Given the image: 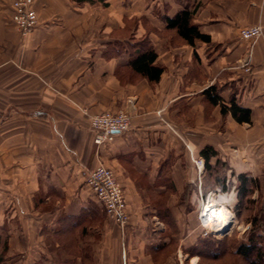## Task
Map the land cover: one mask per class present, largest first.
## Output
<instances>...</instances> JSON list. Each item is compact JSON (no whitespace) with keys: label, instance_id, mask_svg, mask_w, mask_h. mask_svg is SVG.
I'll list each match as a JSON object with an SVG mask.
<instances>
[{"label":"crops","instance_id":"1","mask_svg":"<svg viewBox=\"0 0 264 264\" xmlns=\"http://www.w3.org/2000/svg\"><path fill=\"white\" fill-rule=\"evenodd\" d=\"M11 3L0 0V264H202L152 205L177 220L185 188L201 193L206 145L264 190V0H34L27 36ZM186 6L209 40L167 27ZM255 24L263 33L241 38ZM143 38L164 67L155 82L128 64L127 42ZM212 85L250 121L223 114ZM118 108L131 127L98 152L89 115ZM100 161L125 189V231L85 184Z\"/></svg>","mask_w":264,"mask_h":264},{"label":"trees","instance_id":"2","mask_svg":"<svg viewBox=\"0 0 264 264\" xmlns=\"http://www.w3.org/2000/svg\"><path fill=\"white\" fill-rule=\"evenodd\" d=\"M194 14L195 9L186 6L184 9L178 11L173 17H167V27L169 29H176L178 33L191 44H194L195 39H210L208 35L200 32L198 25L194 24ZM127 43V50L130 51L128 64L132 70L151 82L158 81L164 71V67L156 64L157 53L151 42L147 38H143L141 40H132ZM123 48L124 46L121 48L118 47L116 52H120ZM205 92L213 104L221 103L223 114L231 111L238 121H250V110L236 104L234 99L230 101V105H227L222 101L216 85L210 86ZM200 155L205 161L200 189L203 188L204 190H207L209 188H214L216 190L219 189L220 191H228L233 188L237 197L233 209L237 213L240 212V210L243 209L242 207H245L248 202L252 203L255 201V198H253L255 192L257 193V196H259V193L261 192V184L258 178L245 172L236 173L227 161L222 160L219 157L218 151L212 145H206L203 147L200 151ZM228 170L231 173L229 177L227 175ZM207 177H211L212 181L209 182ZM231 177H234L235 180ZM204 178H206L205 181ZM159 213L161 217H163L160 209ZM249 222H251L253 226L251 228L252 231L249 241L240 243L235 248L231 247L232 249L223 246L220 241H215L214 245L206 244V246H208V250L213 246L214 248L217 247V250L213 249L214 251H211L213 254L206 251V255H212L210 258L213 259V261L219 262V264H225L224 262L227 260L225 261V258L222 257L226 254L241 257L248 261L249 264H264V241L260 240V238L263 239L260 235L262 234L260 231H263L262 229H264V226L262 225L264 223V217L260 213L259 215H254ZM0 246H2V250H0L1 263L5 259L6 254V243L2 241L1 236ZM190 248L187 250L193 252L194 255L199 253L200 256H203L202 252L194 251ZM232 264H237V262H232Z\"/></svg>","mask_w":264,"mask_h":264},{"label":"rangeland","instance_id":"3","mask_svg":"<svg viewBox=\"0 0 264 264\" xmlns=\"http://www.w3.org/2000/svg\"><path fill=\"white\" fill-rule=\"evenodd\" d=\"M202 170L204 171V169ZM203 171L200 173L201 175L203 174ZM230 174L231 173L228 170V177ZM207 179H209V182L212 181L211 177H207ZM232 179L235 180L234 177ZM205 180L206 178H204V181ZM193 191H196V193H193ZM261 192L259 193V196H257V193L255 192L253 196L255 201L252 203L248 202V204H246L245 207H242L243 209L238 213L233 209L237 199L233 188L228 191H220L219 189L216 190L214 188L204 190L202 188L201 193L199 192V189H190V187L185 188L180 196V204H177L174 207L177 220L175 217H172L173 215H171L167 209L163 208V204L158 203L156 205L153 204L152 206L157 208L158 211L160 209V211L163 212V217L166 216L163 218L167 224L166 233H178L181 243L190 245L189 248L192 246L190 249H193L194 251L202 252L203 256H200L199 253L196 254L200 257V262L202 264H219V262L213 261V259L210 258L212 255H206L207 252L217 250V247H215V249L213 246L208 250L206 244L214 245L215 241H220L223 246L232 249L231 247L235 248L238 244L249 241L252 231L251 228L253 227L252 223L249 222L250 219L253 218L254 215H259L260 213L264 217V190L262 188ZM201 194L203 195V198L200 197ZM208 203H216L228 210L230 222L224 230L216 232L213 231V228L207 225L203 226L201 215ZM262 225L264 226V223ZM159 227L160 226L157 225V228ZM206 230H208V232L205 234ZM262 230L263 231H260V233H262L260 235L263 239L260 238V240L264 241V229ZM188 250H185L187 255L193 253ZM191 255H194V253ZM222 258H225V261L227 260V263L223 261L225 264H232V262H237V264H249L248 261L241 257L230 256L229 254H226Z\"/></svg>","mask_w":264,"mask_h":264},{"label":"built area","instance_id":"4","mask_svg":"<svg viewBox=\"0 0 264 264\" xmlns=\"http://www.w3.org/2000/svg\"><path fill=\"white\" fill-rule=\"evenodd\" d=\"M11 7L13 23L22 36H27L38 24L34 0H12ZM262 33L263 27L260 24L246 26L240 30V36L245 40L256 39ZM244 67L247 71L251 70L249 58L244 62ZM89 120L94 131V144L100 152L102 147L114 141L117 134L130 129L132 116L127 109L118 108L89 115ZM194 162L199 170L204 168L203 158H195ZM85 184L100 202L107 217L125 231L130 219L127 199L125 189L117 179L113 168L100 161L85 174ZM201 222L203 226H206L202 215ZM207 232L208 230L205 234Z\"/></svg>","mask_w":264,"mask_h":264},{"label":"bare ground","instance_id":"5","mask_svg":"<svg viewBox=\"0 0 264 264\" xmlns=\"http://www.w3.org/2000/svg\"><path fill=\"white\" fill-rule=\"evenodd\" d=\"M204 224L213 228V231H221L230 222L229 212L216 203L207 204L203 210Z\"/></svg>","mask_w":264,"mask_h":264}]
</instances>
